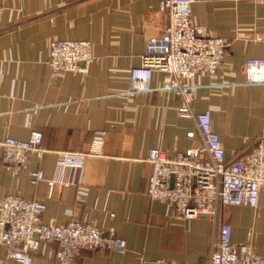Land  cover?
<instances>
[{
	"label": "crops",
	"instance_id": "1",
	"mask_svg": "<svg viewBox=\"0 0 264 264\" xmlns=\"http://www.w3.org/2000/svg\"><path fill=\"white\" fill-rule=\"evenodd\" d=\"M162 0H0V158L7 136L43 132L41 159L30 155L16 174L0 159V197L19 193L46 203L44 223L87 220L114 229L127 251L84 249L74 264H139L148 259L206 261L214 224L209 214L179 218L166 203L147 195L150 150L169 153L202 143L195 119L184 113L180 94L165 89L169 75L155 71L148 92L129 90L130 70L141 63L147 40L167 23ZM192 17L212 35L228 38L215 73L199 72L194 111L210 108L227 157L238 158L264 135V85L245 82V62L264 57V4L259 0H193ZM87 39L99 57L87 71L52 74L51 43ZM104 131L103 153H91ZM195 131L194 136H189ZM60 151L87 153L83 167L57 166ZM45 179L33 184L30 172ZM62 176L71 181L54 184ZM73 180V181H72ZM234 243L249 242L264 255V190L257 207L221 209ZM44 241L33 264H57ZM0 243V264H7Z\"/></svg>",
	"mask_w": 264,
	"mask_h": 264
},
{
	"label": "built area",
	"instance_id": "2",
	"mask_svg": "<svg viewBox=\"0 0 264 264\" xmlns=\"http://www.w3.org/2000/svg\"><path fill=\"white\" fill-rule=\"evenodd\" d=\"M193 0H162L161 7L167 23L146 43L141 63L130 70L129 90L148 92L155 71H164L169 79L165 89L180 94L184 100L182 111L195 119L202 143L185 150L169 153L160 147L150 150L152 164L147 195L170 206L179 218H196L209 214L214 224L210 257L203 262L187 263L175 259H148L139 264H264V255L257 253L249 242L234 243L233 227L220 219L226 206L257 207L264 190V135L238 158L227 157L226 148L213 125L210 108L196 112L193 100L196 85L188 80L199 72L215 73L221 65L229 40L212 35L192 17ZM264 4V0H259ZM0 4V20L3 14ZM87 39H57L52 41L49 63L57 77L63 71H87L98 61ZM245 82L264 85V57H250L245 62ZM99 131L91 153H103V136ZM190 131L189 136H194ZM44 134L32 129L26 139L7 136L2 142L1 160L12 175L27 163L30 155L41 159L46 148ZM87 153L60 151L57 166L83 167ZM42 168L30 172L31 182L45 179ZM73 181V180H72ZM71 181L59 176L54 184ZM46 203L29 199L19 193L0 197V243L5 246L7 264H33V255L44 241L56 242L50 250L57 264H74L84 249L127 251L126 240L114 229L104 230L87 220H72L66 224L44 223L41 219Z\"/></svg>",
	"mask_w": 264,
	"mask_h": 264
}]
</instances>
